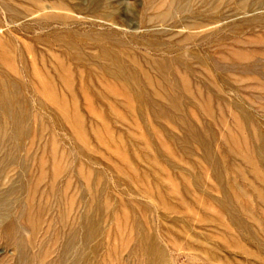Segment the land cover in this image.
<instances>
[{
	"label": "rangeland",
	"instance_id": "rangeland-1",
	"mask_svg": "<svg viewBox=\"0 0 264 264\" xmlns=\"http://www.w3.org/2000/svg\"><path fill=\"white\" fill-rule=\"evenodd\" d=\"M2 1H5V6ZM21 1L0 0V78L12 85V92L20 94L19 101L26 104L23 108L27 115V132L19 142L21 149L16 154L15 163L0 167V190L8 188L11 180L19 177L23 172L19 165L25 158L23 156L28 155L24 177L29 178L32 186L37 185L36 181L38 188H34H37V194L43 196L38 197L35 190L32 191V197H36L32 204L35 207L41 204L44 209L37 216L35 211V220L29 221L23 212L27 203L22 201V205H13L9 214L4 216L14 220L16 218L18 229L10 230L7 222L5 223L7 219L1 220L4 224L0 226V264H21L16 260L20 259H17L20 253H26V256V251L31 252H28L30 258L26 256L28 260L25 258L24 264H55L52 261L64 241L62 236L71 232L73 235L77 234L74 235L76 252L64 257L63 264H68L78 251L82 252L79 222L84 208L89 206L91 222L95 226L94 234L89 237L88 246L83 253L89 264H264V189L261 188L264 187V164L261 161V151L264 149V20L255 25L245 23L253 17L264 18V8H259L260 11L256 9L255 12L237 11L232 1H226L225 6L220 7L218 13L215 12V25L207 31L210 38L194 48L191 45L174 46L168 40L169 34L173 32L165 31L170 29L169 26H162L161 23L153 26L145 24V0ZM58 5L63 10L52 8ZM38 6L46 10L36 12ZM103 6L107 8L104 9ZM13 8L15 12L12 11ZM54 12L55 16L52 15ZM15 13L18 15L14 16ZM152 13L151 11L150 15ZM44 15H51L53 18L44 21ZM177 19L174 18L171 23H177ZM155 33H159L158 39L162 43L168 46L171 44L169 54L164 49L154 51L143 45ZM68 45H74L75 48ZM100 46L111 48L113 54L121 60L120 64L135 72L138 78L133 84L126 81L124 84V80L113 77L112 80L102 70V63L98 64L103 60L98 55L103 50ZM69 48H73V51ZM74 49L75 53L77 49L83 56L78 52L75 54ZM192 50L202 63L188 57ZM180 53L187 66L172 62ZM153 57L168 59L170 64L165 67L167 71L159 74L157 68L149 64ZM95 65L101 68L98 66V69ZM141 69L145 73L139 75V72L142 73ZM178 76L183 80L188 77V84L181 82ZM142 78L145 83H142ZM153 79L155 81L152 82ZM209 81L213 84L209 85ZM149 90L150 94L153 92L152 95ZM207 95L210 96L207 98ZM194 99L200 103H196L197 100ZM175 102H178L179 108ZM142 103L147 106L142 107ZM171 103L177 105V113L172 112L175 111L173 109H165ZM155 105L161 106L166 113H161L159 107L155 110ZM158 109L161 110V116ZM171 114L175 119L173 117L171 120ZM250 128L259 133L252 132ZM190 131H195L198 137H193L189 134ZM247 148L254 157L248 156ZM239 151L241 152L238 153ZM237 154L245 158L241 157L243 160L240 159L239 162ZM32 156H38L40 161L37 158L34 161ZM210 156L213 162L209 159ZM232 158L238 163H234ZM249 162L250 165H246ZM81 173L83 176L78 175ZM232 183L236 184L232 186ZM87 184L90 185V191L89 187L86 188ZM227 184L231 186L226 188ZM93 185L94 188H91ZM232 187H235L234 194L237 191L235 195L230 192ZM49 195H53V199ZM89 196L94 197L92 201ZM54 199L58 206L52 202ZM14 209L19 212H14ZM57 211L64 214L58 215ZM36 220L37 225L42 224L40 229L36 224V227H33L34 224L30 225ZM27 226L34 230L31 232L32 229L29 230ZM34 231L36 232L33 233ZM39 231L43 232L40 236ZM51 233L54 240L57 239L56 243L48 238L52 237L49 235ZM44 241L49 242L46 244ZM22 243L24 248H28L23 252L20 250ZM36 246L44 248V251ZM50 249L54 250L51 251L52 255ZM32 253L37 254L38 258Z\"/></svg>",
	"mask_w": 264,
	"mask_h": 264
},
{
	"label": "bare ground",
	"instance_id": "bare-ground-1",
	"mask_svg": "<svg viewBox=\"0 0 264 264\" xmlns=\"http://www.w3.org/2000/svg\"><path fill=\"white\" fill-rule=\"evenodd\" d=\"M21 1V0H20ZM25 1V0H24ZM92 1H94V0H91V2ZM226 1H228V0H145V6H144V11H143V22L145 23V24H149V25H151V26H153V24H156V25H159V23H161L162 24V26L164 25V26H169V28L171 29V30H173V31H171L170 29H166L165 31H169V32H173V33H171V34H169V37H168V34H167V37H168V40L169 41H172V44H174V46L175 45H177V46H187L188 47V45H191V46H193L194 48L195 47H197L198 45L200 46V43H204L205 41H207L209 38H210V35H209V33H207V31H209V30H211L213 27L212 26H214L215 25V19L214 18H216L215 17V12H217V10L219 11L220 10V7L222 8L223 7V5L225 6V2ZM233 2L236 6H233V7H236V10L237 11H248V10H256V9H258L259 10V8H264V0H230V2ZM2 2H4V6L6 5L5 4V1H2ZM21 2H23V1H21ZM7 3V2H6ZM9 3V2H8ZM7 3V4H8ZM29 3V2H28ZM84 3V2H83ZM207 3V5L205 6V4ZM2 4V3H1ZM23 4H24V2H23ZM30 4V3H29ZM25 5H27V2H26V4ZM90 5V4H89ZM227 5V4H226ZM1 6H3V5H1ZM29 6V5H28ZM81 6V5H80ZM7 7H8V5H7ZM9 8V7H8ZM12 8V7H11ZM18 8V7H17ZM38 11H36V12H43V11H45L46 9L45 8H42V7H40V6H38ZM53 9L55 8V9H58L57 11H59V10H63V8H62V6L61 5H58V6H54V7H52ZM103 8H104V6H103ZM102 8V9H103ZM107 8V6H105V8L104 9H106ZM16 9V8H15ZM50 9V8H49ZM12 10V9H11ZM21 10V9H20ZM27 11H28V9H26ZM69 10V9H68ZM13 12H15V10H14V8H13V10H12ZM22 11V10H21ZM67 11V10H66ZM151 11L153 12L151 15H150V13H151ZM260 11V10H259ZM18 12V11H17ZM29 12V11H28ZM53 12V11H52ZM61 12V11H60ZM255 12V11H254ZM20 13V12H19ZM22 13V12H21ZM20 13V14H21ZM218 13V12H217ZM223 13V12H222ZM237 13V12H236ZM244 13V12H243ZM16 14L17 13H15V14H13L14 16H16ZM61 14H63V13H61ZM229 14V13H228ZM249 14V13H248ZM263 14V13H262ZM262 14H260V15H262ZM18 15V14H17ZM52 15H54L55 16V12H54V14H52ZM64 15V14H63ZM223 15H225V14H223ZM13 16V17H14ZM21 17L23 16V15H20ZM210 16H212V18L210 17ZM230 16V15H229ZM63 18H64V16H62ZM224 17V16H223ZM246 17V16H245ZM248 17V16H247ZM20 18V17H19ZM24 18V17H23ZM29 18H30V16H29ZM53 18V16H51V15H44V16H42V20H44V21H48V20H50V19H52ZM174 18H178L177 20H178V22L177 23H171V21L174 19ZM25 19V18H24ZM56 19V18H55ZM206 19H209V20H211V21H206ZM224 19V18H223ZM12 20H14V19H12ZM40 20V19H39ZM59 20V19H58ZM67 20H69V19H67ZM264 20V18H262V17H253V18H250V19H248V20H246L245 21V23L246 24H248V25H251V24H258V23H260V22H262ZM16 21H18V18H17V20ZM20 21V20H19ZM61 21V20H60ZM38 22V21H37ZM62 22V21H61ZM65 22V21H64ZM4 23V22H3ZM9 23V22H8ZM169 23H171L170 25H169ZM217 23V22H216ZM244 23V24H245ZM7 24V23H6ZM30 24V23H29ZM35 24V23H34ZM55 24H58V23H55ZM144 24V25H145ZM38 25V24H37ZM51 25V24H50ZM54 25V24H53ZM146 25V26H147ZM242 25V24H241ZM241 25H240V27H241ZM6 26V25H5ZM155 26V25H154ZM232 26V25H231ZM247 26V25H246ZM8 27V26H7ZM148 27V26H147ZM249 27V26H248ZM3 27H1V29H2ZM42 28V27H41ZM54 28H55V25H54ZM235 28V27H234ZM39 29V28H38ZM44 29V28H43ZM42 29V30H43ZM46 29H48V28H46ZM237 29V28H236ZM240 29V28H239ZM3 30V29H2ZM47 31V30H46ZM241 31V30H240ZM211 32V31H210ZM244 32V31H243ZM2 33V32H1ZM158 34L159 33H155V34H151V36H149L148 37V39H146L145 41H144V43H143V45H145L146 47H149L150 49H154V51L155 50H163L164 49V51L167 53V54H169L170 53V51H171V47H169V46H171V44H169V46L167 45V44H165V43H162L161 42V40H159L158 39ZM161 34V33H160ZM164 34H165V32H164ZM213 35H215L214 33H213ZM163 39H165V38H163ZM94 40V39H93ZM142 40H144V39H142ZM60 41V40H59ZM210 41V40H209ZM67 42H69V43H71L70 41H67ZM99 42V41H98ZM64 44V43H63ZM62 44V45H63ZM66 44V43H65ZM100 44V43H99ZM94 45V44H93ZM203 45V44H202ZM67 46V45H66ZM69 46H72V47H74V45H68V47ZM101 47V46H100ZM100 47H98V48H100ZM63 48V47H62ZM75 48V47H74ZM199 48V47H198ZM71 48H69V50H70ZM73 49V48H72ZM71 49V50H72ZM101 49H103L102 50V52H101V54L99 53L98 55H101V59H103V60H101V61H97L98 62V64L99 63H102V70L103 71H105L107 74H108V76L110 75L111 76V79H112V77L113 78H116V79H121V80H124L123 82H124V84L126 83V82H129V83H131V84H133L134 83V81H135V79H136V77H137V75L135 76V72H133V71H130L129 69L130 68H124V65L122 66L121 64V62H119V61H121V60H119L118 59V57L116 56V54L114 55L113 54V51H111L110 49L111 48H103V46L101 47ZM99 50V49H98ZM73 51V50H72ZM72 51H70V52H72ZM79 53V51H77V49H76V53ZM99 52V51H98ZM127 52H129V51H127ZM67 53H69L68 51H67ZM73 53V52H72ZM74 53H75V49H74ZM75 53V54H76ZM82 53V52H81ZM140 53V52H139ZM157 53V52H156ZM80 54V53H79ZM78 54V55H79ZM163 54V53H162ZM184 54V53H183ZM74 55V54H73ZM71 56L70 55V57H74V56ZM80 55H82V54H80ZM123 55V54H122ZM1 56V55H0ZM75 56H77V55H75ZM83 56V55H82ZM150 56V55H149ZM80 57V56H79ZM96 57H97V55H96ZM100 57V56H99ZM123 57V56H122ZM140 57V56H139ZM143 57V56H142ZM141 57V58H142ZM146 57V56H145ZM185 57V56H184ZM188 57L189 58H192L193 60H197V62L199 63H202L203 61H200L199 60V57L197 56V54L192 50V51H190L189 53H188ZM83 57H81V60H84V59H82ZM86 58V57H85ZM131 58H132V56H131ZM131 58H129V59H131ZM146 58H148V57H146ZM74 59V58H73ZM72 59V60H73ZM88 59H89V57H88ZM136 59V58H135ZM139 59V58H138ZM98 60H100V59H98ZM140 60V59H139ZM138 60V61H139ZM172 60V59H171ZM96 61V60H95ZM123 61V60H122ZM125 61V60H124ZM126 61H128V59H126ZM132 61V60H131ZM136 61V60H135ZM137 61V62H138ZM141 61H143V60H141ZM147 61V60H146ZM93 64H94V62L93 61H91ZM91 62H89V63H91ZM172 62H175V63H182L183 65H185V66H187V64H185V61L182 59V54L180 53V55H177V56H175L174 57V59L172 60ZM190 62V61H189ZM121 63V64H120ZM129 63H132V62H129ZM134 63V62H133ZM144 63V62H143ZM148 63V62H147ZM187 63H188V61H187ZM142 64V63H141ZM145 64V63H144ZM149 64H152L153 66H155L156 68H157V72L159 73V74H162V73H164V71H167L166 69H165V67L168 65V64H170V62H169V60L168 59H165V58H158V57H153L152 59H151V61H150V63ZM199 65V64H198ZM97 68H98V66L99 65H95ZM146 65H144V67H145ZM128 67V66H127ZM135 67H137L136 65H135ZM174 67H176V66H174ZM178 67V66H177ZM99 68H101L100 66H99ZM98 68V69H99ZM134 68V67H133ZM142 68V67H141ZM150 68H151V66H150ZM155 68V69H156ZM128 69V70H127ZM152 69V68H151ZM165 69V70H164ZM173 69V68H172ZM203 69V68H202ZM136 70V69H135ZM134 70V71H135ZM142 70V69H141ZM143 70H144V68H143ZM142 70V73L140 74V72H139V75H142L143 74V71ZM184 70V69H183ZM202 71H204V70H202ZM196 72V71H195ZM194 72V73H195ZM145 73V72H144ZM198 73L200 74V72L198 71ZM154 74V76H156V74L155 73H153ZM174 74H175V72H174ZM195 74H197V73H195ZM198 74V75H199ZM202 74H203V72H202ZM166 75V74H165ZM204 75H206L205 73H204ZM5 76V75H4ZM144 76H145V74H144ZM147 76H148V74H147ZM157 76H158V74H157ZM176 76H177V74H176ZM175 76V77H176ZM142 77V76H141ZM160 77V76H159ZM164 77V76H163ZM166 78H167V75L165 76ZM164 77V78H165ZM174 77V76H173ZM178 77H180V76H178ZM183 77V76H182ZM185 77V76H184ZM201 77V76H200ZM6 78V77H5ZM138 78V77H137ZM157 78V77H156ZM162 78V77H161ZM163 78V79H164ZM165 78V79H166ZM7 79V78H6ZM144 78H142V83L144 82V80H143ZM178 79V78H177ZM179 79H181V82H183L184 81V84H188V82L189 81H187V79H188V77H186V80H183L181 77L179 78ZM203 79V78H202ZM213 79V78H212ZM8 80V79H7ZM113 80V79H112ZM161 80V79H160ZM159 80V81H160ZM189 80V79H188ZM204 80V79H203ZM208 80V79H207ZM206 80V81H207ZM126 81V82H125ZM139 80L137 79V82H138ZM146 81V80H145ZM152 82L153 81H155V79H153V80H151ZM179 81V80H178ZM185 81H187V83L185 82ZM205 81V80H204ZM213 81H214V79H213ZM120 82V81H119ZM140 82V81H139ZM145 83V82H144ZM149 83H150V80H149ZM179 83H180V81H179ZM209 85H211V83L212 82H210L209 81ZM19 84V83H18ZM181 84V83H180ZM213 84V83H212ZM139 85H141V84H139ZM155 85V84H154ZM125 86V85H124ZM127 86V85H126ZM129 86V85H128ZM127 86V87H128ZM133 86V85H132ZM132 86H131V88H132ZM135 86V85H134ZM143 86V85H142ZM146 86H148V85H146ZM145 86V87H146ZM181 86H182V84H181ZM11 87H12V85L8 82H6V81H4V79L3 78H0V153H1V156H0V167L1 166H5L6 164H13V163H15V160L17 159L16 158V154H18V152H19V149H21L20 147H19V142L25 137V135H26V132H27V126H26V121H27V115H26V111L24 110V108H23V106H26V104L25 105H23V104H21L20 103V94L19 93H15V92H12V90H11ZM126 87V88H127ZM150 87H152L151 85H150ZM183 87H184V85H183ZM14 88V87H13ZM189 88V87H188ZM211 88L213 89V87L211 86ZM128 89V88H127ZM130 89V88H129ZM138 89H140V88H138ZM185 90V89H184ZM128 91H130V90H128ZM134 91V90H133ZM142 91V90H141ZM140 91V92H141ZM190 91V90H189ZM200 91V90H199ZM210 91V90H209ZM139 92V93H140ZM146 92V91H145ZM182 92H184V91H182ZM191 92V91H190ZM190 92H189V95L190 96H193L194 97V95H193V93H191L190 94ZM135 93V92H134ZM216 93V92H215ZM219 93V92H218ZM131 94V93H130ZM136 94H137V92H136ZM148 94V93H147ZM149 94H150V90H149ZM153 94V92L150 94V95H152ZM196 94V93H195ZM209 94V93H208ZM219 94H221L222 95V93H219ZM144 96V95H143ZM170 96V95H169ZM199 96H201V98H202V95H199ZM198 96V97H199ZM208 96H210V95H207V98H208ZM147 97V96H146ZM192 97V98H193ZM141 98V97H140ZM149 98V96L147 97V99ZM151 98H153L152 96H151ZM171 98H174V97H172L171 96ZM191 98V99H192ZM195 98V97H194ZM204 98V97H203ZM202 98V99H203ZM207 98L205 99V100H207ZM211 98V97H210ZM215 98V97H214ZM221 98V97H220ZM52 99V98H51ZM58 99H59V97H58ZM139 99V98H138ZM168 99V98H167ZM215 99H218L217 97L215 98ZM142 100V99H141ZM168 100H170V102H171V99H168ZM190 100V99H189ZM195 100V99H194ZM197 100V99H196ZM195 100V101H196ZM212 100V99H211ZM210 100V101H211ZM148 101V100H147ZM174 101V100H173ZM178 101V100H177ZM194 101V102H195ZM202 101V100H201ZM215 101H217V100H215ZM222 101V100H221ZM231 101V100H230ZM144 102V101H143ZM153 102V101H152ZM180 102V101H179ZM212 102V101H211ZM218 102V101H217ZM158 103V102H157ZM177 105H178V108H179V104H178V102H175ZM175 103H171V106L169 105H167V107L165 108L166 110H170V109H173V110H175V108H177V105L175 104ZM196 103H200L198 100L196 101ZM201 103H204L203 101L201 102ZM225 104V102H223L222 101V104ZM143 105H142V107L143 106H145L146 104L145 103H142ZM205 104V103H204ZM232 104V103H231ZM59 105V104H58ZM197 105V104H196ZM200 105H202V104H200ZM199 105V106H200ZM62 106V105H61ZM147 106V105H146ZM152 106V105H151ZM198 106V105H197ZM203 106V107H202ZM202 106H200V107H202L204 110L206 109V108H204V105H202ZM138 107V106H137ZM156 107H159V106H156L155 105V107H153V108H155V110H156ZM208 107H210V106H208ZM160 109H161V106L159 107ZM169 108V109H168ZM212 107H210V109H211ZM239 108V107H238ZM160 109H158L159 110V114H160V112H161V110ZM203 109H201V110H203ZM158 110L156 111L157 112V115H158ZM144 111V110H143ZM145 111H147L146 109H145ZM180 111V110H179ZM242 111V110H241ZM243 111H245L244 109H243ZM70 112V111H69ZM142 112V111H141ZM152 112H154V110L152 111ZM165 111H163L162 110V112L161 113H164ZM172 112H175V113H177L176 112V110L175 111H172ZM166 113V112H165ZM174 113V114H175ZM242 113V112H241ZM28 114V113H27ZM60 113H58V115H59ZM68 114V113H67ZM73 114V113H72ZM179 114H181V112L179 113ZM70 115H71V113H70ZM172 116H170V118H171V120H172V118L174 117V115L173 114H171ZM234 115V114H233ZM236 115V114H235ZM252 115V114H251ZM77 116H79V115H77ZM160 116H161V114H160ZM163 116H165L164 114H163ZM181 116V115H180ZM209 116V115H208ZM214 117H215V114L213 115ZM238 116V115H237ZM245 116V115H244ZM247 116V115H246ZM59 117H61L60 115H59ZM80 117V116H79ZM167 117V116H166ZM176 117H178V116H176ZM187 117V116H186ZM209 117H211V116H209ZM69 118H71V117H69ZM68 118V119H69ZM168 118V117H167ZM240 118V117H239ZM61 119V118H60ZM66 119V118H65ZM174 119H175V117H174ZM178 119H180V117H178ZM62 121V120H61ZM65 121V120H64ZM174 121H176V120H174ZM178 121V120H177ZM241 121V120H240ZM243 121V120H242ZM246 121V120H245ZM63 122V121H62ZM80 122V121H79ZM254 122V121H253ZM252 122V123H253ZM181 123V122H180ZM183 123H184V121H183ZM182 123V124H183ZM190 123V122H189ZM246 123V122H245ZM245 123H243V124H245ZM249 123H250V121H249ZM73 125V124H72ZM78 125H80V124H78ZM83 125H84V123H83ZM83 125H81V126H83ZM192 125V124H191ZM255 125V124H254ZM186 126V125H185ZM80 127V126H79ZM236 127V126H235ZM245 127V126H244ZM244 127H243V129H244ZM83 128V127H82ZM184 128V127H183ZM70 129V128H69ZM80 129V131H81V128H79ZM84 129V128H83ZM190 129H192V128H190ZM251 129V128H250ZM34 130V129H33ZM71 130H74V129H71ZM183 130V129H182ZM187 130V129H186ZM203 130H205V128L203 129ZM252 130V129H251ZM196 131V130H195ZM195 131H190V133L189 134H192V136L194 137H198V135H197V133L195 132ZM235 131V130H234ZM74 132V131H73ZM184 132V131H183ZM188 132V131H187ZM205 132V131H204ZM252 132H257V131H253L252 130ZM251 132V133H252ZM185 133H186V131H185ZM207 132H205V134H206ZM238 133L239 132H237L236 134L238 135ZM257 133H259V131L257 132ZM33 135V134H32ZM36 135H37V133H36ZM237 135H235V136H237ZM252 135V134H251ZM238 136H241L240 134L238 135ZM253 138L255 139V137L253 136ZM252 138V139H253ZM257 138V137H256ZM190 139V138H189ZM198 139H200V137L198 138ZM207 139L209 140V138L207 137ZM246 139V138H245ZM185 140V139H184ZM230 140V139H229ZM232 140V139H231ZM235 141H236V139H234ZM239 140V139H238ZM247 140V139H246ZM31 141V140H30ZM30 141H29V143H30ZM83 141V140H82ZM186 141V140H185ZM193 141H196V140H193ZM243 141V140H242ZM256 141H257V139H256ZM32 142V141H31ZM181 142H182V140H181ZM200 142L202 143V141L200 140ZM39 143V142H38ZM199 143V142H198ZM209 143V142H208ZM246 143H248L247 141H246ZM40 144V143H39ZM39 144H38V146H39ZM85 144V143H84ZM205 144V143H204ZM228 144H229V142H228ZM237 144L238 143H236L235 145L237 146ZM32 145H33V143H32ZM232 145V144H231ZM235 145H233V146H235ZM251 145V144H250ZM37 145H36V147H38ZM229 146H230V144H229ZM239 146V145H238ZM245 146H246V144H245ZM39 147H41V146H39ZM202 147H204V146H202ZM225 147V146H224ZM252 147V146H251ZM230 148H232V150L234 149L233 147H230ZM242 148V147H241ZM28 149V148H27ZM27 149H26V151H27ZM30 149V148H29ZM206 149H208V148H206ZM229 149V148H228ZM247 149H249V148H247ZM246 149V150H247ZM84 150V149H83ZM243 150V149H242ZM229 151V150H228ZM238 151V150H237ZM244 151V150H243ZM251 152L250 151V149L249 150H247V152ZM85 152H87V150L85 151ZM209 152V151H208ZM230 152V151H229ZM241 151H239L238 153H240ZM248 152V156L250 155V153ZM87 153H89V152H87ZM231 153H232V151H231ZM230 153V154H231ZM234 153V152H233ZM232 153V154H233ZM237 153V152H236ZM260 153V152H259ZM34 154H35V152H34ZM33 154V155H34ZM232 154L230 155V156H232ZM252 155H253V152L251 153ZM84 155V154H83ZM245 155V154H244ZM36 156V155H35ZM35 156H32V158H35ZM38 156H39V154H38ZM37 156V157H38ZM86 156V155H85ZM207 155H205V157H206ZM208 156H209V154H208ZM237 157L239 156V162H240V159H241V157L242 156H240V154L238 155H236ZM251 156V155H250ZM23 157H25V158H23V160H22V164L21 165H19L20 167H21V169H22V173L21 174H19V177H17V178H15V179H12L11 180V182H10V185L8 186V188H6L5 190H0V226H2L4 223L1 221L2 219H7L6 221H5V223L7 222V224L9 225V229L10 230H17L18 229V226L16 225V223H15V220H16V218H15V220L12 218V217H5L4 218V216H6V215H8L9 214V212L12 210V208H13V205H15L16 206V204H19V205H22L23 203H22V201H24L25 203H27L26 204V206L24 207V217H26L29 221H32V220H35V219H33L34 218V214H35V211H36V216L37 215H39L38 213L40 212V210L42 209V205L40 204L38 207H35V206H33V202L34 201H32V200H34L35 198H34V196L32 197V191H34L35 190V192L37 191V185H38V183H36V181H35V184H37L35 187H37V188H34V186H32V184L30 183V180H29V178L27 179L26 177H24V175L26 174V170H27V162H28V160H29V157H28V155H25V156H23ZM36 157V158H37ZM205 157H203V158H205ZM233 157V156H232ZM251 157H254V156H251ZM261 157H262V163L264 164V149L261 151ZM36 158L34 159V161L36 160ZM242 158H245V156H243ZM19 159V158H18ZM38 160H39V158H37ZM206 159H208V157L206 158ZM209 159H211V156H210V158ZM231 159V158H230ZM233 159V158H232ZM234 159H236L235 157H234ZM233 159V162L235 163V161L236 160H234ZM32 160V159H31ZM241 160H243V159H241ZM251 160V159H250ZM254 160H256V158H254ZM40 161V160H39ZM211 161H212V159H211ZM245 161V160H244ZM213 162V161H212ZM233 162H231L232 163V166L234 165L235 166V164L233 163ZM237 162V161H236ZM246 162H247V160H246ZM252 162V161H251ZM251 162H249V163H246V165H250V163ZM33 163V162H32ZM31 163V164H32ZM38 163V162H37ZM220 163H221V161H220ZM238 163V162H237ZM242 163V162H241ZM35 164V163H34ZM16 165H18V164H16ZM33 165V164H32ZM32 165H30V167L32 166ZM241 165V164H240ZM244 166H245V163L243 164ZM248 165V166H249ZM251 165H253L254 166V164H253V162L251 163ZM34 166V165H33ZM33 166H32V168H33ZM214 166V165H213ZM221 166V165H220ZM219 166V167H220ZM243 166V167H244ZM247 166V167H248ZM6 167V166H5ZM35 167V166H34ZM38 167V166H37ZM241 167H242V165H241ZM242 167V168H243ZM247 167H246V169H247ZM10 168H12V166L10 167ZM10 168H8V169H10ZM248 168H251V166L250 167H248ZM255 168V167H254ZM214 169H216V168H214ZM239 169V168H238ZM12 170V169H11ZM243 170H245L244 168H243ZM242 170V171H243ZM248 170V169H247ZM246 170V171H247ZM252 170V169H251ZM2 170H0V177H1V172ZM36 170H34V172H35ZM81 171V170H80ZM219 171V170H218ZM256 171V170H255ZM77 172V171H76ZM75 172V173H76ZM245 172V171H244ZM259 172V171H258ZM262 172V171H261ZM4 173V172H3ZM8 173V172H7ZM239 174V173H238ZM247 174H248V171H247ZM259 174V173H258ZM257 174V175H258ZM8 175H10L11 176V174H9L8 173ZM35 175V174H34ZM78 175H82L83 176V174L81 173V174H78ZM77 175V176H78ZM260 175V174H259ZM258 175V176H259ZM261 175H262V173H261ZM264 175V174H263ZM7 176V175H6ZM15 176V175H14ZM34 177V176H33ZM79 177V176H78ZM221 177V176H220ZM220 177H219V181H220ZM10 178V177H9ZM79 178H81V177H79ZM86 178V177H85ZM253 177H251V179H252ZM260 178V177H259ZM261 178H263V177H261ZM4 179V178H3ZM88 180V179H87ZM90 180H91V178H90ZM90 180H88V182H90ZM54 182V181H53ZM2 183V182H1ZM8 183V182H7ZM76 184H77V182H76ZM233 184V183H232ZM236 184V183H235ZM235 184H233L232 186H234ZM238 184V183H237ZM2 185V184H1ZM79 185V184H78ZM88 186L86 187V188H88L90 185L89 184H87ZM230 185V184H229ZM228 184H227V187L226 188H229L230 186H229ZM251 185V184H250ZM40 186V185H39ZM86 186V185H85ZM84 186V187H85ZM229 186V187H228ZM261 186H262V184H261ZM7 187V186H6ZM236 187V186H235ZM234 187V188H235ZM238 187V186H237ZM240 187V186H239ZM91 188H94V185L91 187ZM233 188V187H232ZM234 188L232 189V191H230V190H228V191H230V192H232L233 193V195H235L236 193H237V191L235 192V194H234ZM262 189H264V187H261ZM3 189V188H2ZM54 189V188H53ZM79 189V188H78ZM239 189V188H238ZM238 189H235V190H238ZM261 189V192H263V190ZM52 190V189H51ZM92 190V189H91ZM98 190V189H97ZM41 191V190H40ZM54 191V190H53ZM79 191H81V190H79ZM79 191H78V193H79ZM88 191H90V187H89V190ZM87 191V192H88ZM99 191V190H98ZM97 191V192H98ZM240 191V190H239ZM48 192V191H47ZM96 192V193H97ZM102 192H103V190H102ZM38 192H36V194H37ZM42 193V192H41ZM56 193V192H55ZM91 193V192H90ZM89 193V194H90ZM93 193V192H92ZM101 193V192H100ZM242 194H243V191L241 192ZM251 194V193H250ZM38 195V197L39 196H41V197H43L42 195H40V194H37ZM82 195H84V194H82ZM87 195H88V193H87ZM91 195H93V194H91ZM90 195V196H91ZM94 195H95V193H94ZM100 195V194H99ZM98 194H97V196H99ZM230 195L232 196V194L230 193ZM239 195H241L240 193H239ZM238 195V196H239ZM51 196H53V195H51ZM50 195L48 196V197H50V199L52 198L53 199V197H51ZM85 196V195H84ZM89 196V198H92V197H90ZM238 196H236V197H238ZM244 196H245V193H244ZM242 197V196H241ZM55 198H57V197H55ZM94 198V197H93ZM93 198L91 199V201L93 200ZM235 198V197H234ZM239 198V197H238ZM263 198V197H262ZM48 199V198H47ZM84 199V198H83ZM29 200V201H28ZM56 199H54L52 202L54 203V201H55ZM88 200H90V199H88ZM87 200V201H88ZM102 200V199H101ZM38 201H40L39 199H38ZM43 201H45V200H43ZM58 201H61V199L60 200H58ZM229 201H231V199L229 200ZM259 201H261V199H259ZM264 201V200H263ZM263 201H262V203H263ZM50 202V201H49ZM55 202H57V201H55ZM98 202V201H97ZM233 202H235V201H233ZM36 203H37V200H36ZM39 203V202H38ZM42 203V202H41ZM47 203V202H46ZM52 203V204H53ZM100 203V202H99ZM54 204H57V203H54ZM61 204V203H60ZM101 204H102V202H101ZM227 204V203H226ZM236 204V203H235ZM48 205H50V204H48ZM97 205V204H96ZM234 205V204H233ZM18 206V205H17ZM53 206V205H52ZM54 206H56V205H54ZM57 206H58V204H57ZM107 206V205H106ZM227 206H229V205H227ZM234 206H237V205H234ZM50 207H51V205H50ZM84 207V206H83ZM90 207V206H89ZM89 207H85L84 208V212H83V215L80 217V222H79V226H80V229H81V231H82V237H80L81 239H80V243H82V252H79L78 251V254L72 259V260H69L68 261V264H89L90 262H88V263H86V259H85V255L83 254L84 253V251L86 250V247L88 246V241H89V237L91 236L92 237V234H94L93 232V230L95 229L94 227H93V223L91 222V210L89 209ZM108 207V206H107ZM21 208V207H20ZM34 208H37V209H34ZM53 208V207H52ZM56 208V207H55ZM54 208V210L53 211H55L56 209ZM110 208V207H109ZM228 208V207H227ZM234 208V207H233ZM237 207H235V209H236ZM44 209V208H43ZM43 209L41 210V211H43ZM46 209V208H45ZM50 209V208H49ZM48 209V210H49ZM47 210V211H48ZM96 210V209H95ZM107 210V209H106ZM106 210H105V212H106ZM252 210V209H251ZM19 212V210H16V209H14V212ZM98 211V210H97ZM96 211V212H97ZM100 211V210H99ZM232 211V210H231ZM235 210H233V212H234ZM58 212V211H57ZM57 212H56V214L55 215H57ZM80 212H81V210H80ZM44 213V212H43ZM55 213V212H54ZM59 213H63V212H58V215H59ZM69 213V212H68ZM15 214V213H14ZM64 214V213H63ZM18 214H16V216H17ZM61 215V214H60ZM66 216V215H65ZM251 216H253L252 214H251ZM40 217V216H39ZM64 217V216H63ZM67 217V216H66ZM66 217H65V219H66ZM70 217V216H69ZM250 217V216H249ZM255 217V216H254ZM43 218V216H42V214H41V219ZM52 218H53V216H52ZM59 217H57V220H60V219H58ZM76 218H79V217H76ZM234 218H235V215H234ZM25 219V218H24ZM24 219H22L21 218V220H24ZM54 219H55V217H54ZM101 219V218H100ZM103 219V218H102ZM101 219V220H102ZM258 219V223L259 224H261L259 221H260V219L259 218H257ZM261 219H262V217H261ZM264 219V218H263ZM63 220V219H62ZM99 220V219H98ZM100 220V221H101ZM254 220V219H253ZM9 221V222H8ZM53 221V220H52ZM64 221V220H63ZM63 221H61V222H63ZM70 221H72V220H70ZM69 221V222H70ZM78 220L76 219V222H77ZM264 221V220H263ZM37 220L35 221V222H33V223H31L30 225L32 226V224H34L33 225V227H36V225H37ZM42 222V221H41ZM73 222V221H72ZM235 222V221H234ZM251 222V221H250ZM253 222V221H252ZM256 222V221H255ZM64 223H66V221L64 222ZM235 223H237V220H236V222ZM239 223H241V221L239 222ZM254 223V222H253ZM21 224V223H20ZM28 224V223H27ZM36 224V225H35ZM58 224V223H57ZM61 224V223H60ZM63 224V223H62ZM243 224V223H242ZM241 224V225H242ZM42 226V224L40 223V224H38L37 225V227H39V229H40V227ZM54 225V224H53ZM66 225V224H65ZM68 225V224H67ZM66 225V226H67ZM72 224L70 223V226H71ZM100 225V224H99ZM238 225V224H237ZM240 225V224H239ZM49 226H51V225H49ZM60 227H61V225H59ZM64 226V225H63ZM62 226V227H63ZM70 226H68V229L70 228ZM101 226V225H100ZM243 227H245L244 226V224L242 225ZM261 226H262V224H261ZM28 227V226H27ZM52 227V226H51ZM55 227H57L58 228V226L56 225ZM71 227H74V225H72ZM242 227V228H243ZM249 227V226H248ZM252 227V226H251ZM29 228V227H28ZM57 228H54V229H57ZM67 228V227H66ZM239 228H241L240 226H239ZM245 228H247V227H245ZM244 228V229H245ZM262 228H264V227H262ZM26 229V228H25ZM32 229V228H31ZM30 228H29V230H31ZM44 229V231L46 230L45 229V227L43 228ZM47 229H48V227H47ZM49 229H51V228H49ZM59 229V228H58ZM76 229V228H75ZM97 229V228H96ZM1 230V229H0ZM9 230V231H10ZM34 229H32L31 230V232L33 231ZM37 230V229H36ZM99 230V229H98ZM247 230V229H246ZM249 230V229H248ZM253 230V229H252ZM252 230H251V233H252ZM27 231V230H26ZM43 231V230H42ZM42 231H39L40 232V234H39V236L41 235V233H43ZM57 232H58V230H56ZM80 231V230H79ZM99 231H101V230H99ZM250 231V230H249ZM248 231V234L250 233ZM30 232V233H31ZM36 231H34L33 233H35ZM143 232V231H142ZM246 232V231H245ZM2 233V232H1ZM0 233V234H1ZM11 233V232H10ZM13 233V232H12ZM59 233V232H58ZM62 233V232H61ZM247 233V232H246ZM245 233V234H246ZM4 234V233H3ZM2 234V235H3ZM19 234H21V233H19ZM18 234V235H19ZM32 234V233H31ZM264 234V233H263ZM1 235V236H2ZM15 235V238H16V233L14 234ZM23 235V234H22ZM30 235V234H29ZM50 236L52 235V237H53V234L51 233V234H49ZM63 235V234H62ZM61 235V236H62ZM74 235H75V233H74ZM73 234H71V232H66L62 237H64V241H63V243H62V245H61V243L59 244V245H61L60 246V248L56 251L57 253H56V256H55V260L54 261H52L53 263L55 262V264H63L64 263V257L65 256H68L69 254H73V253H71V252H76V249H75V245H74V243H75V236L77 235H75L74 236ZM252 235V234H251ZM255 235V234H254ZM11 236L13 237V234H11ZM35 236H36V234H35ZM38 236V235H37ZM54 236H56V235H54ZM60 236V237H61ZM249 236V235H248ZM253 236V235H252ZM264 235H262V237H263ZM12 237H10L9 236V238H12ZM25 237V236H24ZM43 237H44V234H43ZM52 237H48L49 239H51V241H53L54 240V237L52 238ZM96 237V236H95ZM145 237V236H144ZM250 237V236H249ZM19 238H20V235H19ZM44 238H46V236L44 237ZM147 238H151V237H147ZM14 239V238H13ZM48 239V240H49ZM141 239V238H140ZM9 240V239H8ZM19 240V239H18ZM18 240H17V244H18ZM26 240L27 239H25L24 241L26 242ZM30 240V239H29ZM56 240V242H57V239H55ZM55 240H54V243H56L55 242ZM144 240V239H143ZM253 240V239H252ZM263 240V239H262ZM21 241V240H20ZM43 241V240H42ZM150 241H152V239L150 240ZM149 240H148V242H150ZM47 242H49V241H47ZM47 242H43V243H46L47 244ZM79 242V241H78ZM77 242V243H78ZM152 242H154V239H153V241ZM255 242V241H254ZM258 242V241H257ZM260 242V241H259ZM5 243V242H4ZM9 243H11V242H9ZM42 243V242H41ZM42 243V244H43ZM52 243V242H51ZM50 243V244H51ZM53 243V244H54ZM135 243V242H134ZM142 243V242H141ZM156 243V242H155ZM14 244V243H13ZM12 244V245H13ZM20 244V243H19ZM39 244H40V242H39ZM46 244L44 245L45 247H46ZM52 244V245H53ZM27 245V244H26ZM38 245V244H37ZM52 245H50V246H52ZM56 246L58 245V244H55ZM95 245V244H94ZM94 245L92 246V247H94ZM99 245V244H98ZM139 245H140V243H139ZM148 245V244H147ZM158 245V244H157ZM156 245V246H157ZM4 246H5V244H4ZM22 248L20 249V250H22V252H23V250L24 251H26L27 249L26 248H24V246L25 245H23V243H22ZM35 246V245H34ZM42 246V245H41ZM40 246V247H41ZM55 246V247H56ZM97 246V245H96ZM101 246V245H100ZM134 246V245H133ZM142 246H143V244H142ZM154 246V245H153ZM39 248V246H36V248ZM53 247V246H52ZM54 247V248H55ZM139 246L137 245V248H138ZM140 247H141V245H140ZM263 247H264V245H263ZM30 248H31V246H30ZM29 248V249H30ZM33 248V247H32ZM53 248V249H54ZM134 248H136V246L134 247ZM144 248V247H143ZM145 248H146V246H145ZM145 248H144V250H145ZM260 248V247H259ZM39 249H42L43 251H44V248H39ZM39 249H37V250H39ZM48 249H49V247H48ZM15 250V249H14ZM19 250V252H21ZM75 250V251H74ZM89 250V249H88ZM139 250V249H138ZM137 250V251H138ZM140 250H141V248H140ZM144 250H142V251H144ZM148 250V249H147ZM263 250V249H262ZM51 251H54V250H52V249H50V251L49 252H51ZM133 251V250H132ZM15 252V251H14ZM27 252V257H28V252L29 251H26ZM31 252V251H30ZM29 252V253H30ZM33 252H35V250H33ZM40 252H41V250H40ZM46 252H48V250L46 251ZM99 252V251H98ZM131 252V251H130ZM149 252V251H148ZM16 253V252H15ZM36 253V252H35ZM35 253H32V254H35ZM37 253H38V251H37ZM42 253V252H41ZM52 253L53 252H51V255H52ZM133 253V252H132ZM25 254L26 253H20V257H18L17 259H19V260H16V258H15V260L18 262V261H20L21 262V264H24L25 263V258H26V256H25ZM50 254V253H49ZM48 254V255H49ZM92 254V253H91ZM90 254V255H91ZM93 254H95L96 255V253H93ZM92 254V255H93ZM151 254V253H150ZM16 255V254H15ZM37 254H35V256H36ZM141 255V254H140ZM32 256V255H31ZM42 256V255H41ZM53 256H54V254H53ZM134 256H136V254H134ZM160 256H163V255H160ZM16 257V256H15ZM34 257V256H33ZM37 257V256H36ZM48 257V256H47ZM70 257V256H69ZM69 257H67L68 259H69ZM142 257H144L143 255H142ZM30 257H28V259H29ZM38 258V257H37ZM44 258V257H43ZM145 258V257H144ZM147 258H149V257H147ZM151 258V257H150ZM164 258V257H163ZM27 258H26V260H28ZM34 259V258H33ZM40 259H41V257H40ZM34 260H36V259H34ZM142 260H143V258H142ZM16 261H15V263H16ZM30 261V260H29ZM28 261V262H29ZM41 261V260H40ZM39 261V262H40ZM45 261H46V259H45ZM89 261V260H88ZM144 261V260H143ZM27 262V261H26ZM33 262V261H32ZM36 263H38V261H35ZM34 262V263H35ZM43 262V261H42ZM52 262H49V263H52ZM94 261L92 260V263H93ZM96 262V261H95ZM149 262V261H148ZM160 262H162V261H160ZM144 263V262H143ZM16 264H19V262L18 263H16ZM28 264V263H27ZM31 264H33V263H31ZM39 264V263H38ZM150 264V263H149Z\"/></svg>",
	"mask_w": 264,
	"mask_h": 264
}]
</instances>
